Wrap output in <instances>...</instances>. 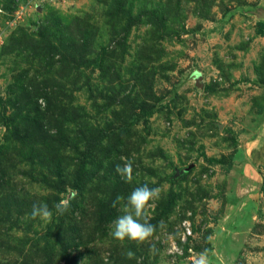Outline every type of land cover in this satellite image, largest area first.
I'll return each mask as SVG.
<instances>
[{
  "label": "rangeland",
  "instance_id": "obj_1",
  "mask_svg": "<svg viewBox=\"0 0 264 264\" xmlns=\"http://www.w3.org/2000/svg\"><path fill=\"white\" fill-rule=\"evenodd\" d=\"M52 18L86 31L103 68H61L63 48L48 53L41 35ZM260 23L264 0H0V264H137L129 250L142 264H194L204 252L208 264H264ZM126 27L121 44L113 33ZM25 91L46 113L38 131ZM121 156L131 183L115 172ZM143 184L161 188L158 227L143 244L118 241L126 201L112 220L103 201L113 208ZM38 201L50 221L30 218Z\"/></svg>",
  "mask_w": 264,
  "mask_h": 264
},
{
  "label": "clouds",
  "instance_id": "obj_2",
  "mask_svg": "<svg viewBox=\"0 0 264 264\" xmlns=\"http://www.w3.org/2000/svg\"><path fill=\"white\" fill-rule=\"evenodd\" d=\"M123 164L116 165L115 172L127 183L133 180V161L127 157L121 156ZM78 195L77 190H71L66 199H62L55 204V210L58 215H63L70 207V201ZM161 198L160 187H149L148 184L140 185L134 188L125 198L123 195H117L112 201V207L122 204L119 215L112 224L111 235L118 241H124L126 238L136 242L138 245L147 242L155 233L158 225L149 222L150 210L154 209L156 202ZM30 218L33 220L40 219L48 222L52 219L53 212L47 203L38 201L31 206ZM162 227V225H160ZM128 259H136L137 264H142V259L135 256L131 250L125 254ZM105 264H108L105 258ZM194 264H208L207 253H200L198 258L194 259Z\"/></svg>",
  "mask_w": 264,
  "mask_h": 264
},
{
  "label": "trees",
  "instance_id": "obj_3",
  "mask_svg": "<svg viewBox=\"0 0 264 264\" xmlns=\"http://www.w3.org/2000/svg\"><path fill=\"white\" fill-rule=\"evenodd\" d=\"M121 6H123V4ZM158 12H159V10H158ZM53 18H52V22H51L50 27H44L45 33H42L41 35L42 36L46 35V38L48 39L47 40V49H46V51L48 53L50 50H54V52H55V50L58 51L59 48H63L64 53H61V54L63 55L62 56L63 60H65L63 65H66V67L61 66V68H66L67 70H69V69L72 70V69L76 68L77 70H79L83 66L87 67V66H94V65H98L99 67L103 68V65H101V63H102L101 57H97L94 59L89 58L90 54L87 52V47L89 45L86 44V42L89 43L88 42V40H89L88 33L86 31L81 30V29H78L77 31H75L73 33L72 30L70 29V24L68 22H65V20L62 18H58L57 20L53 19ZM155 18H157V16L152 11L150 14V19H153V21H155L154 20ZM159 21H160V17H159ZM161 21H162V19H161ZM259 27L261 28L262 31H264V23H260ZM130 30H131L130 27L123 28L120 31L114 32L113 36H114V38L118 37L119 43L123 44V43H125L126 34H129ZM53 42H57V45H55ZM148 51L149 52L151 51L152 55H153V52H155V54L159 53L158 50H156L155 46H153ZM151 52H150V54H151ZM36 55H38V54H36ZM146 57H150V56H146ZM146 57H145V59H146ZM144 63L145 62L143 60H141V62L137 61V64H140V66L137 68V71H139V73L141 72L140 70L145 69L147 67L146 65H142ZM49 95H50V93L46 94V92H44V93H42L41 96H43L45 98H50ZM22 99L25 100V101H23V105L26 108L30 109L31 104H32V95L25 91L22 93ZM31 108H32V112L29 110L26 111L25 113L28 116H25V117L27 118V121L30 122V124L33 128V131H38L41 128V126L43 125L42 121H43V118L46 117V116H44V114H46V113L40 112L38 108H35V107H31ZM87 156L88 155L85 154V158ZM85 160H83L81 162V165L79 166V169L77 172V177H76L75 184H74V186H76V187H79L80 183L82 181V177H83L85 167H86V164L84 162ZM177 173H175V175H177ZM180 174L183 175L182 172ZM103 203H104L106 212L108 211L105 215V218L108 220L109 219L112 220V218L117 213V211H116L117 208H111V206H110V209H108L107 201H106V204H105V200L103 201ZM99 208H100V205H99Z\"/></svg>",
  "mask_w": 264,
  "mask_h": 264
},
{
  "label": "built area",
  "instance_id": "obj_4",
  "mask_svg": "<svg viewBox=\"0 0 264 264\" xmlns=\"http://www.w3.org/2000/svg\"><path fill=\"white\" fill-rule=\"evenodd\" d=\"M184 237L186 238L187 236H191L192 235V229L190 227V224L189 223H185L184 224ZM172 251L173 252H179L180 251V248L176 245V244H172Z\"/></svg>",
  "mask_w": 264,
  "mask_h": 264
}]
</instances>
